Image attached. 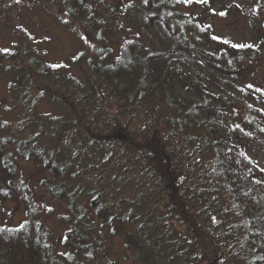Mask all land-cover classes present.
<instances>
[{
	"label": "trees",
	"instance_id": "trees-1",
	"mask_svg": "<svg viewBox=\"0 0 264 264\" xmlns=\"http://www.w3.org/2000/svg\"><path fill=\"white\" fill-rule=\"evenodd\" d=\"M29 1L59 6L96 45L73 58L79 77L36 47L0 49L19 112H0V264H101L117 237L138 264H264V170L249 156L264 152V112L239 72L264 56L250 4L234 9L256 43L214 35L206 1L140 0L164 44L145 35L113 49L96 0ZM20 162L53 205L33 195ZM9 202L18 224L4 217ZM54 214L57 242L44 220Z\"/></svg>",
	"mask_w": 264,
	"mask_h": 264
},
{
	"label": "rangeland",
	"instance_id": "rangeland-1",
	"mask_svg": "<svg viewBox=\"0 0 264 264\" xmlns=\"http://www.w3.org/2000/svg\"><path fill=\"white\" fill-rule=\"evenodd\" d=\"M90 1V0H89ZM96 0L97 15L110 26V32L105 35L111 40L113 49L130 37L139 43L145 42L148 35L154 43L162 41L161 28L155 30L145 28L142 17L138 12L140 0H105V5H99ZM206 1L210 9L207 13V23L213 27L214 35L229 38L236 43H256L254 31L248 18L239 15L234 6H251L252 13L260 16L259 24L264 25V0H200ZM223 13V15H221ZM254 18V17H253ZM88 28V27H87ZM80 20H73L59 9V6L29 0H0V49L3 51L22 50L24 47H36L44 59L51 64L63 63L66 70L80 76L78 67L71 62L81 51L91 53L96 45V33L86 32ZM144 33V34H143ZM264 33V32H263ZM21 63V62H18ZM244 76L243 83L261 92L259 99H251L264 112V56L255 62H246L239 68ZM8 76L0 70V112L9 121H14L18 109L12 106V97L8 94ZM264 122V120L262 119ZM255 166L264 170V152L252 146L249 150ZM19 174L29 185L37 200L44 204L53 205L52 199L38 185L41 176L34 166L20 162ZM60 211L64 209L62 205ZM4 217L9 223L18 224L23 219L22 209L14 202L6 203ZM46 224L53 232L55 241L59 240L63 227L56 215L46 216ZM106 262V263H105ZM101 264H138L135 255L126 251L120 237L109 239L106 254Z\"/></svg>",
	"mask_w": 264,
	"mask_h": 264
},
{
	"label": "snow or ice",
	"instance_id": "snow-or-ice-1",
	"mask_svg": "<svg viewBox=\"0 0 264 264\" xmlns=\"http://www.w3.org/2000/svg\"><path fill=\"white\" fill-rule=\"evenodd\" d=\"M19 2H20V0H16V3H19ZM145 3H147V0H145ZM221 15H223V13H221ZM233 47H249V46L248 45H233ZM255 183H260V182L259 181H255ZM20 227L22 228L23 225H21Z\"/></svg>",
	"mask_w": 264,
	"mask_h": 264
}]
</instances>
